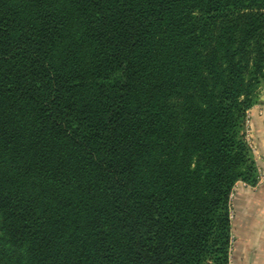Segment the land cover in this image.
Returning <instances> with one entry per match:
<instances>
[{"label":"trees","instance_id":"1","mask_svg":"<svg viewBox=\"0 0 264 264\" xmlns=\"http://www.w3.org/2000/svg\"><path fill=\"white\" fill-rule=\"evenodd\" d=\"M264 88V0H0V264H229Z\"/></svg>","mask_w":264,"mask_h":264},{"label":"crops","instance_id":"2","mask_svg":"<svg viewBox=\"0 0 264 264\" xmlns=\"http://www.w3.org/2000/svg\"><path fill=\"white\" fill-rule=\"evenodd\" d=\"M248 117L259 179L254 186L238 182L231 194L229 264H264V88L260 102L249 110Z\"/></svg>","mask_w":264,"mask_h":264},{"label":"built area","instance_id":"3","mask_svg":"<svg viewBox=\"0 0 264 264\" xmlns=\"http://www.w3.org/2000/svg\"><path fill=\"white\" fill-rule=\"evenodd\" d=\"M249 112V111H248ZM248 112H247V117H246V124H245V137H246V140L249 142V144H250V138H249V136H250V134H249V117H248ZM250 147H251V145H250ZM230 217H231V213H230Z\"/></svg>","mask_w":264,"mask_h":264}]
</instances>
